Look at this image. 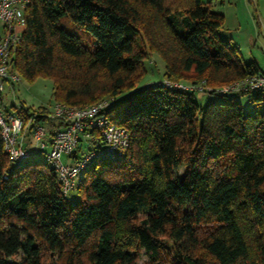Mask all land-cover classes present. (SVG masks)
<instances>
[{
    "label": "trees",
    "instance_id": "obj_1",
    "mask_svg": "<svg viewBox=\"0 0 264 264\" xmlns=\"http://www.w3.org/2000/svg\"><path fill=\"white\" fill-rule=\"evenodd\" d=\"M183 1H30L11 70L51 78L54 100L69 105L108 96L129 147L86 168L70 204L45 156L13 164L0 135V264H42L44 252L62 264H135L142 251L154 264H264V91H221L264 70L219 36L224 15L210 1ZM153 53L163 78L140 85ZM180 79L206 102L197 86L164 82Z\"/></svg>",
    "mask_w": 264,
    "mask_h": 264
},
{
    "label": "built area",
    "instance_id": "obj_2",
    "mask_svg": "<svg viewBox=\"0 0 264 264\" xmlns=\"http://www.w3.org/2000/svg\"><path fill=\"white\" fill-rule=\"evenodd\" d=\"M31 0H0V135L3 148L11 162L17 164L33 153L43 152L45 160L52 166L67 195L75 186L78 175L98 160H118L129 147V133L113 122L104 108L107 101L87 105H69L54 101L49 107H38L21 114L5 111L3 98L6 89L13 90L19 76L11 70L12 57L18 50L25 26V9ZM174 88L201 90L196 84L164 81ZM264 91V73L260 72L221 87V91ZM43 117L44 121H33ZM46 119L60 122L58 127L48 124ZM49 125L46 128L44 123ZM30 129V132H29ZM52 131L51 134L49 132ZM101 144L94 145L96 139ZM34 142L36 149L30 150L27 143ZM49 144V151L44 149ZM86 143L87 149L76 155L78 147ZM64 157L68 161L64 160Z\"/></svg>",
    "mask_w": 264,
    "mask_h": 264
},
{
    "label": "rangeland",
    "instance_id": "obj_3",
    "mask_svg": "<svg viewBox=\"0 0 264 264\" xmlns=\"http://www.w3.org/2000/svg\"><path fill=\"white\" fill-rule=\"evenodd\" d=\"M210 1L214 11L224 15V24L219 32V36L238 45L244 62L255 61L262 70H264V0H203ZM171 5H179L184 3L183 0H170ZM79 36H83L86 41L92 40L93 37L83 31L73 30ZM144 66L147 70L146 76L140 82V85L151 82H159L163 78L164 62L155 53L150 56V59L144 61ZM179 82L191 85V81L180 79ZM233 98L238 101L247 112L254 110V103L247 95L232 94ZM196 100L200 103L206 102L208 94L200 90L194 93ZM99 101L110 100L106 95H101ZM53 97V82L51 78L37 76L32 81L21 77L13 90L6 89L3 102L7 105L8 111L15 112L19 107L23 106L28 112L38 107H49L54 102ZM97 102V103H98ZM13 104L15 109L10 105ZM46 128L49 125L45 122ZM30 150L37 148L34 142L26 145ZM47 143L44 151H49ZM86 143H82V150H86ZM79 155V151L76 152ZM44 160V154L36 153L26 159L24 162ZM185 167H181L175 174V177H181L184 174ZM81 172L76 181L75 186L69 191L67 199L70 204H73L78 199L77 185L82 177ZM15 261H19V255L15 257ZM55 254L44 252L42 256V264H62ZM135 264H154L142 251L135 260Z\"/></svg>",
    "mask_w": 264,
    "mask_h": 264
},
{
    "label": "crops",
    "instance_id": "obj_4",
    "mask_svg": "<svg viewBox=\"0 0 264 264\" xmlns=\"http://www.w3.org/2000/svg\"><path fill=\"white\" fill-rule=\"evenodd\" d=\"M64 160H65V161H68V159H67L66 157H64Z\"/></svg>",
    "mask_w": 264,
    "mask_h": 264
}]
</instances>
